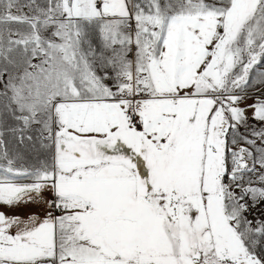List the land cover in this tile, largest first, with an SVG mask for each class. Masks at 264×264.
I'll use <instances>...</instances> for the list:
<instances>
[{
    "label": "snow or ice",
    "instance_id": "1",
    "mask_svg": "<svg viewBox=\"0 0 264 264\" xmlns=\"http://www.w3.org/2000/svg\"><path fill=\"white\" fill-rule=\"evenodd\" d=\"M260 64L264 0H0V264H264Z\"/></svg>",
    "mask_w": 264,
    "mask_h": 264
},
{
    "label": "crops",
    "instance_id": "2",
    "mask_svg": "<svg viewBox=\"0 0 264 264\" xmlns=\"http://www.w3.org/2000/svg\"><path fill=\"white\" fill-rule=\"evenodd\" d=\"M261 71H264V64H260V65L256 66V67L253 69V71L250 73V75H251V77H252L253 79H256V77H257V73H258V72H261ZM250 88H251V87H250Z\"/></svg>",
    "mask_w": 264,
    "mask_h": 264
},
{
    "label": "rangeland",
    "instance_id": "3",
    "mask_svg": "<svg viewBox=\"0 0 264 264\" xmlns=\"http://www.w3.org/2000/svg\"><path fill=\"white\" fill-rule=\"evenodd\" d=\"M248 91H249V93L251 94L252 91H253V89H252V88H249Z\"/></svg>",
    "mask_w": 264,
    "mask_h": 264
}]
</instances>
